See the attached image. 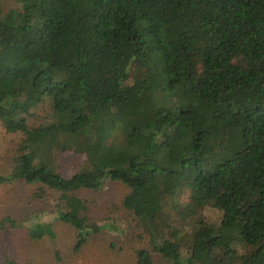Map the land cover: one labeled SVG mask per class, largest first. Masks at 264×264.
<instances>
[{"label": "trees", "instance_id": "trees-1", "mask_svg": "<svg viewBox=\"0 0 264 264\" xmlns=\"http://www.w3.org/2000/svg\"><path fill=\"white\" fill-rule=\"evenodd\" d=\"M19 2L0 0V122L25 138L0 184L53 192L77 250L107 228L78 193L120 182L151 247L136 264H264V0ZM58 153L84 167L64 175Z\"/></svg>", "mask_w": 264, "mask_h": 264}, {"label": "rangeland", "instance_id": "rangeland-1", "mask_svg": "<svg viewBox=\"0 0 264 264\" xmlns=\"http://www.w3.org/2000/svg\"><path fill=\"white\" fill-rule=\"evenodd\" d=\"M4 14L20 8L19 0H1ZM133 70L130 78H139ZM50 105L36 111L30 125L37 127L50 121ZM25 135L21 132L9 133L0 122V176H9L14 158ZM60 171L71 175L84 167L80 156L56 154ZM41 185H29L23 181H10L0 184V264H136V252L150 249L148 236L136 227L132 216L123 209V199L129 189L120 182H107L99 191H80L88 205V216L92 222L105 226L100 233L89 237L80 249H75L79 231L59 220L55 213L56 196L47 191L40 197ZM185 196L182 200H185ZM173 215L174 211H170ZM207 220L220 218L217 211L205 212ZM53 227L54 238L45 237L33 240L30 229L36 224ZM181 236L189 234L195 225L177 223ZM187 238V237H186ZM184 239L183 251L189 253L191 244ZM154 264H168L154 254Z\"/></svg>", "mask_w": 264, "mask_h": 264}]
</instances>
